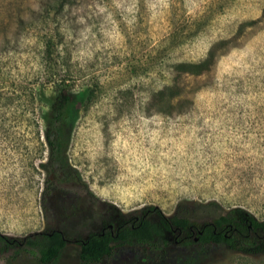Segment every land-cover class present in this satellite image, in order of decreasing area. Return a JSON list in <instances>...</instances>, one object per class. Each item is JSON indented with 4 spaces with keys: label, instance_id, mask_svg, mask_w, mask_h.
Returning <instances> with one entry per match:
<instances>
[{
    "label": "rangeland",
    "instance_id": "374dc122",
    "mask_svg": "<svg viewBox=\"0 0 264 264\" xmlns=\"http://www.w3.org/2000/svg\"><path fill=\"white\" fill-rule=\"evenodd\" d=\"M63 88L66 157L82 179L68 188L82 210L52 264H82L76 239L115 208L171 215L215 201L191 216L241 207L264 221V0H0L5 235L46 227V114ZM3 249L0 264H41ZM133 254L104 264H149ZM213 257L198 264H264V253L224 246Z\"/></svg>",
    "mask_w": 264,
    "mask_h": 264
},
{
    "label": "trees",
    "instance_id": "16d2710c",
    "mask_svg": "<svg viewBox=\"0 0 264 264\" xmlns=\"http://www.w3.org/2000/svg\"><path fill=\"white\" fill-rule=\"evenodd\" d=\"M177 97L172 94L171 99ZM73 92L59 90L46 114L45 136L49 157L42 164L47 172L48 189L76 197L68 186L80 185L82 179L76 167L66 157V122L70 114ZM171 102V103H172ZM92 197H95L90 192ZM220 207L218 202H180L175 212L165 215L156 206L136 213H121L115 208L114 220L102 225L104 230L91 232L80 243L79 259L82 264H104L119 253L137 255L149 264H198L214 258L218 247L245 253H264V221L258 220L241 207H235L215 218L210 224L199 223L191 211ZM69 215L70 208L65 211ZM76 214V211L71 210ZM110 225L113 227L110 228ZM71 229L66 221H47L43 231L25 237H11L0 232L3 250L13 249L16 254L29 252L41 264L55 262L71 241ZM202 234L194 240L195 231Z\"/></svg>",
    "mask_w": 264,
    "mask_h": 264
},
{
    "label": "flooded vegetation",
    "instance_id": "af4514ba",
    "mask_svg": "<svg viewBox=\"0 0 264 264\" xmlns=\"http://www.w3.org/2000/svg\"><path fill=\"white\" fill-rule=\"evenodd\" d=\"M47 173V172H46ZM79 197H72L69 194H63L60 191H53L52 189H48L47 179L42 192V203L45 207V212L47 214V220L50 223H60V221H66L71 227L73 223L74 212L71 210L78 212L82 210L81 205L79 204ZM81 201V199H80ZM67 208H70V212L68 216H65V211ZM205 217L202 219H197L199 223H214L215 218L219 217ZM111 228V227H110ZM104 230V228H102ZM202 234L200 231H195L193 236L194 240H198L199 236Z\"/></svg>",
    "mask_w": 264,
    "mask_h": 264
},
{
    "label": "water",
    "instance_id": "95a60500",
    "mask_svg": "<svg viewBox=\"0 0 264 264\" xmlns=\"http://www.w3.org/2000/svg\"><path fill=\"white\" fill-rule=\"evenodd\" d=\"M110 227L112 228L113 226H112V225H110Z\"/></svg>",
    "mask_w": 264,
    "mask_h": 264
}]
</instances>
